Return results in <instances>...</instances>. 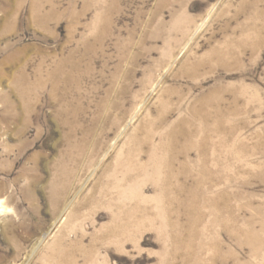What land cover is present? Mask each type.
<instances>
[{"label": "rangeland", "instance_id": "obj_1", "mask_svg": "<svg viewBox=\"0 0 264 264\" xmlns=\"http://www.w3.org/2000/svg\"><path fill=\"white\" fill-rule=\"evenodd\" d=\"M0 264H264V0H0Z\"/></svg>", "mask_w": 264, "mask_h": 264}]
</instances>
